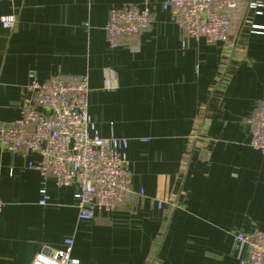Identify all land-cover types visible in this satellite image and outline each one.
<instances>
[{"label":"crops","instance_id":"0c3cea01","mask_svg":"<svg viewBox=\"0 0 264 264\" xmlns=\"http://www.w3.org/2000/svg\"><path fill=\"white\" fill-rule=\"evenodd\" d=\"M165 1H0V123L19 117L30 69L40 81L86 76L94 132L128 141L133 192L80 221L75 186L43 181L28 168L37 155L0 148V264H31L67 239L80 264H246L235 235L264 233V156L250 146L264 103V7L241 6L229 41L208 45L181 34ZM130 5L150 8V26L111 49L109 12ZM8 16L13 30L1 27Z\"/></svg>","mask_w":264,"mask_h":264},{"label":"built area","instance_id":"2783aa9c","mask_svg":"<svg viewBox=\"0 0 264 264\" xmlns=\"http://www.w3.org/2000/svg\"><path fill=\"white\" fill-rule=\"evenodd\" d=\"M1 1V0H0ZM264 0H166L168 11L181 34L208 45L229 41L232 15L241 6L254 16L262 15ZM147 6L111 9L103 28L109 48L124 46V39L147 29L151 23ZM14 16L3 17L1 27L13 30ZM86 76H55L40 81L33 69L27 72L19 117L0 123V148L21 155L35 154L28 168L42 180L53 178L57 187H76L78 220L90 221L95 212L111 213L132 197L131 172L126 159L127 139L100 138L88 115ZM196 138V136L194 137ZM250 146L264 156V103L254 113ZM142 194V192H141ZM40 206L48 201L40 191ZM0 199V216L3 210ZM162 203H158V208ZM236 246L247 251L246 264H264V233H237ZM72 241L62 250L45 249L31 264H80L71 257Z\"/></svg>","mask_w":264,"mask_h":264}]
</instances>
